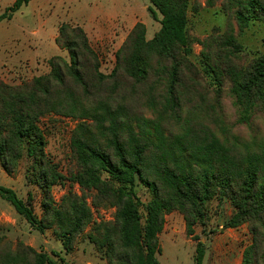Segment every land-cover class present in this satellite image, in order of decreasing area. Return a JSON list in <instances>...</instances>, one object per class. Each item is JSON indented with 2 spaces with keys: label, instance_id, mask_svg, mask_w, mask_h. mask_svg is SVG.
I'll return each mask as SVG.
<instances>
[{
  "label": "trees",
  "instance_id": "16d2710c",
  "mask_svg": "<svg viewBox=\"0 0 264 264\" xmlns=\"http://www.w3.org/2000/svg\"><path fill=\"white\" fill-rule=\"evenodd\" d=\"M148 1L151 18L160 16L159 30L147 40L144 24L136 23L109 74L100 72L83 29L63 23L55 43L68 61L53 56L47 74L19 85L0 80V164L9 176L26 158L25 179L41 193V217L30 196L22 201L0 187V197L34 230H51L65 253L90 227L87 240L106 264H159L166 215L178 212L186 235L194 237L195 226L205 227L207 205L225 200L233 213L222 228L245 225L251 237L240 264H264V138L239 137L222 108L227 94L238 124L264 116V52L243 63L247 53L238 41L250 26L264 23V0H203L207 8L219 2L226 24L198 42L197 65L188 13L198 12L200 0ZM28 2L15 0L0 22ZM51 115L76 122L71 179L80 195L68 193L57 205L51 189L63 177L46 157L39 128ZM140 187L150 195L146 202L137 196ZM91 207L114 209L112 221H93ZM53 255L58 262L0 237V264H64ZM204 255L197 241L193 264H203Z\"/></svg>",
  "mask_w": 264,
  "mask_h": 264
},
{
  "label": "rangeland",
  "instance_id": "374dc122",
  "mask_svg": "<svg viewBox=\"0 0 264 264\" xmlns=\"http://www.w3.org/2000/svg\"><path fill=\"white\" fill-rule=\"evenodd\" d=\"M14 1L0 0V14ZM78 1L80 2L78 3ZM94 1L103 9L114 4L115 10L119 14L123 7L134 8L137 14L136 19H139V22L146 28L147 40H150L159 30L160 16L158 15L156 20L151 18L147 12V7L151 6L148 0H41L40 10L35 8L36 0H33L15 12L9 20L0 22V48L11 52L7 55L0 54V80L9 85H19L34 77L47 74L49 71L48 60L53 56H60L68 61L67 52L59 48L55 40L52 41L54 32L50 31L51 29L55 31L54 26L57 25V37L61 24L75 26L67 21L72 15L66 6L75 4L85 7L86 2ZM200 2L201 8L197 13H188V34L192 48L191 61L196 65L201 49L198 42L213 33L215 28H218L220 33L223 32L226 24V18L220 12L219 2L214 8L205 7L203 0ZM63 3L69 5L63 6ZM37 13H40L46 22V33L43 34L42 39L31 37L29 41H25V38L36 28V21L32 15ZM124 24V26H119L114 20L113 25L119 26L117 27L119 28L118 32L105 41L103 40L102 46L99 44L100 39L94 36L89 41L93 47L91 48L98 56L100 72L105 75L111 72L115 62V52L125 40L130 29V23L125 22ZM16 39L18 41H15ZM19 39H24L25 43L22 44ZM238 41L247 53V57L243 58V63H246L255 54L264 52V23L258 22L250 26L238 37ZM30 51H36L38 56L35 57ZM16 59L19 61H15ZM222 108L227 126L231 127V130L239 137L244 140L252 136L264 138V116H255L248 124H238L237 111L232 105V99L227 94L222 101ZM75 123L69 118L52 115L39 122V128L45 138L46 157L63 177L61 182L51 189V195L56 205L68 193L80 195L79 187L71 179V175L77 170L70 150V137ZM27 164L28 161L23 157L19 162L17 172L9 176L4 173L0 164V187L12 190L22 201L28 200L30 196L33 212L39 218L41 217V193L37 187L27 183L25 179ZM136 191L142 202L150 199L149 193L141 187ZM87 196L89 195L87 194ZM90 202L91 199L88 197L87 204L90 205ZM91 210L93 221H112L114 209L91 207ZM207 210L208 218L205 227L195 226L194 237L186 235L183 218L178 212L164 217L163 229L158 236L160 251L155 255L159 264H193L197 241L203 243L205 248L203 264H240L242 250L251 242L247 227L241 226L243 228L231 231L222 228L233 213L230 204L225 200L220 204L217 200H212L207 205ZM89 232L90 227L76 238L72 251L65 253L51 230H46L43 233L34 230L7 201L0 197V237L12 247L21 243L37 252L46 253L58 262V258L53 255L56 253L63 258L64 264H106L94 246L87 240Z\"/></svg>",
  "mask_w": 264,
  "mask_h": 264
},
{
  "label": "crops",
  "instance_id": "0c3cea01",
  "mask_svg": "<svg viewBox=\"0 0 264 264\" xmlns=\"http://www.w3.org/2000/svg\"><path fill=\"white\" fill-rule=\"evenodd\" d=\"M32 1L33 0H29L28 4L31 3ZM40 2H41V0H36V7L35 8H37L38 10H40V8L42 6ZM79 2L80 1H78V3ZM66 5H69V4L63 3V6H66ZM79 5H82V4H79ZM66 8L68 10H70V13L72 15V17L69 18V20L67 19V21H69L71 24H74L75 26L82 28L83 31L85 32L86 36H87L88 41H90V39H93L92 38L93 36L100 39L99 44L101 46L103 44L101 42L103 40L105 41V39H107L108 37L114 36L115 32H118L117 30L119 28H117V27L124 26L125 22L130 23L129 31L132 29V27L136 23H140L139 19L138 20L136 19L137 14H136V11L134 10V8L123 7L121 14H119L115 10L116 7L114 4H113V6H110L107 9H103L95 1L92 3L86 2L85 7L76 6L75 4H72V6L69 5V6H66ZM32 16L36 21V28L31 31L30 35H28L27 38H25V41H29V38H31V37H33L35 39H42L44 37L43 34L46 33V22H45V20L42 19L41 14L37 13L36 15H32ZM114 20L117 21L119 26L113 25ZM54 28H55V31H53L52 29L50 31L51 33L54 32V35L52 38L53 42L56 38L57 25H55ZM19 40H21L22 44L25 43L24 39H19ZM15 41H18V39H16ZM8 53H11V52H6L5 48H2V47L0 48V54L7 55ZM30 53L33 54L35 57L38 56L36 51H30ZM20 54L22 55V53H20ZM15 61H19V60L16 59ZM171 214L172 213H170L169 216ZM243 227H246V226L243 225ZM243 227H238V228H243ZM228 230L231 231V230H235V229H228ZM246 246H244V248Z\"/></svg>",
  "mask_w": 264,
  "mask_h": 264
}]
</instances>
